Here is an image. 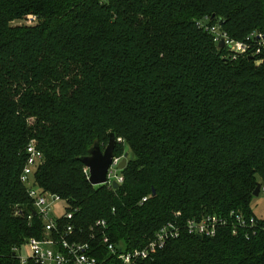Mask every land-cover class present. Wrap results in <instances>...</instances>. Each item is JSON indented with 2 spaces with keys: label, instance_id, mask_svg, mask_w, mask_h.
<instances>
[{
  "label": "trees",
  "instance_id": "16d2710c",
  "mask_svg": "<svg viewBox=\"0 0 264 264\" xmlns=\"http://www.w3.org/2000/svg\"><path fill=\"white\" fill-rule=\"evenodd\" d=\"M206 18L242 41L264 34V0H0V264H21L45 234L20 181L31 142L44 157L36 186L77 211L57 223L107 264L119 262L105 237L135 250L169 223L255 216L264 55L226 58ZM112 133L115 158L132 152L124 182L92 186L81 158ZM137 264H264V233H184Z\"/></svg>",
  "mask_w": 264,
  "mask_h": 264
},
{
  "label": "built area",
  "instance_id": "2783aa9c",
  "mask_svg": "<svg viewBox=\"0 0 264 264\" xmlns=\"http://www.w3.org/2000/svg\"><path fill=\"white\" fill-rule=\"evenodd\" d=\"M209 19L200 21L197 25L210 33L214 42L218 46L224 40L225 57L233 61L242 56L257 58L264 55V34L252 33L244 40L238 41L230 38L222 31L220 24H206ZM27 162L20 176V181L27 188L29 197L34 201L36 214L41 217L45 224V234L42 238H30L23 246L29 251V255H22V248L18 251L21 264H27L29 260L35 261L36 264H107L100 261L93 254V248L89 242H80L76 240V231L72 225L63 229L57 223L64 218L72 220L76 210L67 211V203L60 196L45 192L35 184V174L43 163V154L37 148L35 142H31L27 149ZM123 158H115L107 175V185L113 188V182L116 181L120 186L124 182L123 176L116 175L113 169ZM119 171V170H118ZM89 178V171L85 169ZM114 189V188H113ZM264 194V188L261 189ZM148 198H144L146 202ZM58 203L65 204V213L61 217L53 216L55 205ZM32 216L29 217L31 220ZM96 227L106 228L105 221H98ZM93 230V229H92ZM258 231L264 233V220L256 216L246 217L244 214L232 212L229 215H206L200 219L192 218L187 220L184 225L169 223L162 227L157 233L155 240L150 242L142 249L126 250L119 248L109 242V238H104L110 254L116 256L119 264H137L139 261L151 259L155 253L164 248L169 241L179 239L184 233L192 236H201L202 238H215L222 233H230L234 237L244 236L247 241L257 235Z\"/></svg>",
  "mask_w": 264,
  "mask_h": 264
},
{
  "label": "water",
  "instance_id": "95a60500",
  "mask_svg": "<svg viewBox=\"0 0 264 264\" xmlns=\"http://www.w3.org/2000/svg\"><path fill=\"white\" fill-rule=\"evenodd\" d=\"M225 46V41L222 40L218 49H222ZM117 144V140L115 134H110L109 143L107 147L102 150L101 146L95 144L94 147L90 150L89 155L81 158V162L85 166V168L89 171L88 181L92 186H100L105 185L107 182L108 172L113 164L114 160V150ZM128 164L127 156L123 157L117 169L119 171L125 170ZM120 185L114 181L113 188L118 189ZM262 189V185H258L255 192L254 197H259ZM36 214V212L34 213ZM198 239L202 240L203 238L199 235Z\"/></svg>",
  "mask_w": 264,
  "mask_h": 264
},
{
  "label": "rangeland",
  "instance_id": "374dc122",
  "mask_svg": "<svg viewBox=\"0 0 264 264\" xmlns=\"http://www.w3.org/2000/svg\"><path fill=\"white\" fill-rule=\"evenodd\" d=\"M27 24H34L35 20L33 18H28L27 21H25ZM127 156V159L129 160L132 157V152L129 148H127L126 153L124 154V157ZM115 174L118 176L121 174V171H118L116 169H113ZM253 210L263 211L264 212V194H260L259 197H255L253 204H252ZM65 213V204L58 203L54 207L53 216L55 217H61ZM22 255L27 256L29 255V251L25 250V247L22 248ZM19 256V254H18Z\"/></svg>",
  "mask_w": 264,
  "mask_h": 264
},
{
  "label": "crops",
  "instance_id": "0c3cea01",
  "mask_svg": "<svg viewBox=\"0 0 264 264\" xmlns=\"http://www.w3.org/2000/svg\"><path fill=\"white\" fill-rule=\"evenodd\" d=\"M252 209H253V207H252ZM253 213L257 218L264 220V212L263 211L253 210Z\"/></svg>",
  "mask_w": 264,
  "mask_h": 264
}]
</instances>
